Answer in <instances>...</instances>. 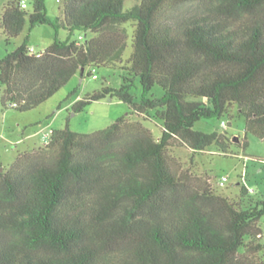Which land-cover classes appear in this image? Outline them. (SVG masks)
I'll return each mask as SVG.
<instances>
[{"label": "trees", "instance_id": "16d2710c", "mask_svg": "<svg viewBox=\"0 0 264 264\" xmlns=\"http://www.w3.org/2000/svg\"><path fill=\"white\" fill-rule=\"evenodd\" d=\"M126 1L65 0L55 19L46 0L4 7L7 44L27 22L56 35L39 54L27 36L0 58L3 106L34 109L77 73L120 65V86L103 85L72 111L106 98L131 110L93 133L54 129L1 169L0 264H264V198L243 186L250 202L234 201L169 152H228L226 131L194 126L235 107L264 140V0ZM60 29L85 36L61 39ZM131 114L158 122L160 136Z\"/></svg>", "mask_w": 264, "mask_h": 264}, {"label": "rangeland", "instance_id": "374dc122", "mask_svg": "<svg viewBox=\"0 0 264 264\" xmlns=\"http://www.w3.org/2000/svg\"><path fill=\"white\" fill-rule=\"evenodd\" d=\"M9 1L0 0V17ZM64 1L46 0L47 12L52 19L61 14ZM138 2L139 0H127L126 8ZM27 10H31L30 5ZM191 10H194L193 5H184L180 8L181 13ZM55 35L56 31L51 25L42 24L31 29L27 22L22 33L7 44L5 36L0 31V58L17 48L27 36L29 45L37 52H41L53 42ZM58 36L61 39L70 37L81 41V36L84 37L85 33L82 31L70 33L68 30L60 29ZM131 51L132 40L130 39L125 53L126 59ZM88 72H92L93 75H88ZM122 73L120 65L88 68L84 75L77 73L51 98L28 111H20L10 105L3 106V89L0 87V171L4 167L8 168L19 152L44 146L48 140L46 136H49L54 129L68 126L71 130L80 133H93L108 127L130 112V106L117 99L106 98L94 101L83 111L76 113L69 105L100 89L103 85L120 86ZM156 90L161 91L159 87H156ZM130 117L141 120L152 129L156 136H160L161 126L155 120L136 114H131ZM223 121L226 122L225 127L222 125ZM194 128L204 132L226 131L232 143L226 153L216 144L201 152H194L190 147L181 144L171 147L169 152L182 169L189 170L193 175L202 178H208L209 174L212 187L234 201L246 204L250 202L251 197L243 196V186L250 189L254 197L264 198V140L246 132V119L238 115L237 107L231 110L230 115H225L221 119L200 120ZM224 177L226 180L221 185ZM260 224L264 241V216Z\"/></svg>", "mask_w": 264, "mask_h": 264}, {"label": "built area", "instance_id": "2783aa9c", "mask_svg": "<svg viewBox=\"0 0 264 264\" xmlns=\"http://www.w3.org/2000/svg\"><path fill=\"white\" fill-rule=\"evenodd\" d=\"M20 4H21V7H22V8H28V6H29V0H21ZM81 38H82V37H81ZM31 52H32V53H37V54H39V52H37V51L35 50L34 47H31ZM13 105L15 106V104H13ZM222 125H223V127H225V126H226V122L223 121V122H222ZM49 136H50V135H49ZM49 136H46V138L49 139ZM47 141H48V140H47ZM225 180H226V177H224L223 180L221 181V185L224 184Z\"/></svg>", "mask_w": 264, "mask_h": 264}, {"label": "crops", "instance_id": "0c3cea01", "mask_svg": "<svg viewBox=\"0 0 264 264\" xmlns=\"http://www.w3.org/2000/svg\"><path fill=\"white\" fill-rule=\"evenodd\" d=\"M74 102H75V101H74ZM74 102L70 103L69 105H71V106H72Z\"/></svg>", "mask_w": 264, "mask_h": 264}]
</instances>
